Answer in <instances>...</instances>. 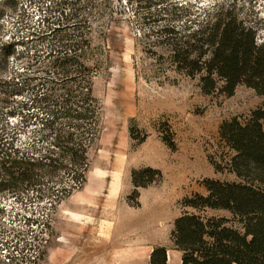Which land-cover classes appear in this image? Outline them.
Wrapping results in <instances>:
<instances>
[{"label": "rangeland", "instance_id": "374dc122", "mask_svg": "<svg viewBox=\"0 0 264 264\" xmlns=\"http://www.w3.org/2000/svg\"><path fill=\"white\" fill-rule=\"evenodd\" d=\"M91 1L0 0V127L20 125L31 93L17 76L33 75L35 54L72 31L75 9L83 19L104 25L110 55L108 71L96 79L103 131L90 153L87 182L58 205L50 228L40 223L45 208L36 209L40 221L30 225L25 252L35 264H151L156 247L177 249L175 220L186 211L196 212L184 201L208 193L204 180L244 182L230 167L235 150L220 128L233 118L244 122L264 108V93L245 83L231 95L203 92L199 77L176 70L163 42L164 29L174 27L184 35L195 28L187 29L195 20L228 15L253 26L261 44L264 0ZM39 23L43 30L52 29L28 40ZM96 29L91 38L98 43ZM134 171H141V183L155 180L136 188ZM13 199L0 195L7 207L15 204ZM17 210L32 214L22 206ZM200 213L242 227L229 210ZM9 214L0 213V264H9L4 234L12 227L27 228L25 221L13 224ZM178 261L172 252L171 263Z\"/></svg>", "mask_w": 264, "mask_h": 264}, {"label": "trees", "instance_id": "16d2710c", "mask_svg": "<svg viewBox=\"0 0 264 264\" xmlns=\"http://www.w3.org/2000/svg\"><path fill=\"white\" fill-rule=\"evenodd\" d=\"M77 11L72 12V31L35 54L33 75L17 76L31 93L20 125L0 127V195L15 198L10 207L0 201V213L9 211L13 224L27 225L24 231L12 227L4 234L9 264L36 263L25 252L30 225L40 221L36 209L45 208L40 223L50 228L58 205L86 184L90 153L103 131L96 79L110 67L106 31ZM192 23L187 29L195 28L184 35L174 27L164 29L163 42L178 72L199 77L205 93L231 95L240 83L264 93V42H257L253 26L228 15ZM32 28L28 40L52 29L43 30L40 23ZM93 28L101 37L98 43L91 38ZM220 133L235 150L230 167L244 182L204 180L208 193L184 201L196 212L186 211L175 220L174 244L183 253L182 264H264V108L244 122H224ZM140 173L133 172L136 188L155 180L141 183ZM20 206L31 216L17 210ZM206 208L229 210L242 227L229 226L224 217L203 216ZM150 262L169 264L167 248L156 247Z\"/></svg>", "mask_w": 264, "mask_h": 264}, {"label": "crops", "instance_id": "0c3cea01", "mask_svg": "<svg viewBox=\"0 0 264 264\" xmlns=\"http://www.w3.org/2000/svg\"><path fill=\"white\" fill-rule=\"evenodd\" d=\"M172 252H175L178 254V263L176 264H182V251L178 250V249H167V254H168V262L169 264H172L171 263V256H172ZM116 256V255H115Z\"/></svg>", "mask_w": 264, "mask_h": 264}]
</instances>
